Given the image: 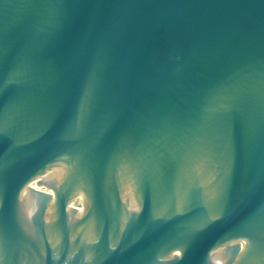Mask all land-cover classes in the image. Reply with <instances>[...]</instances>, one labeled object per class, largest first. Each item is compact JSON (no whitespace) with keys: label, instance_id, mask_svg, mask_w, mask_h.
Listing matches in <instances>:
<instances>
[{"label":"water","instance_id":"water-1","mask_svg":"<svg viewBox=\"0 0 264 264\" xmlns=\"http://www.w3.org/2000/svg\"><path fill=\"white\" fill-rule=\"evenodd\" d=\"M0 264H264V0H0Z\"/></svg>","mask_w":264,"mask_h":264},{"label":"bare ground","instance_id":"bare-ground-1","mask_svg":"<svg viewBox=\"0 0 264 264\" xmlns=\"http://www.w3.org/2000/svg\"><path fill=\"white\" fill-rule=\"evenodd\" d=\"M42 188H43V189H46V190H48V191H50L49 188H47V187H45V186L36 187L35 191H37V190H39V189L41 190ZM49 193H50V198L52 199V198H53V191H50ZM32 195H33V192H32ZM32 195H31V196H32ZM42 197H43V196H42ZM31 199H32V198H31ZM31 201H32V200H31Z\"/></svg>","mask_w":264,"mask_h":264},{"label":"rangeland","instance_id":"rangeland-1","mask_svg":"<svg viewBox=\"0 0 264 264\" xmlns=\"http://www.w3.org/2000/svg\"><path fill=\"white\" fill-rule=\"evenodd\" d=\"M45 193H47V190H45L43 188L41 190L39 189L37 192V196H44Z\"/></svg>","mask_w":264,"mask_h":264}]
</instances>
